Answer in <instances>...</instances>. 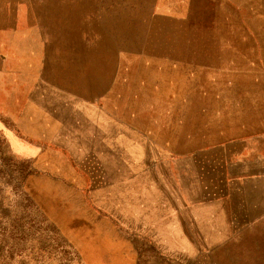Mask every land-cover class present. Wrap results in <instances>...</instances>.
Wrapping results in <instances>:
<instances>
[{
	"label": "crops",
	"instance_id": "crops-1",
	"mask_svg": "<svg viewBox=\"0 0 264 264\" xmlns=\"http://www.w3.org/2000/svg\"><path fill=\"white\" fill-rule=\"evenodd\" d=\"M209 2L0 4L17 152L149 264H264V0Z\"/></svg>",
	"mask_w": 264,
	"mask_h": 264
},
{
	"label": "rangeland",
	"instance_id": "rangeland-1",
	"mask_svg": "<svg viewBox=\"0 0 264 264\" xmlns=\"http://www.w3.org/2000/svg\"><path fill=\"white\" fill-rule=\"evenodd\" d=\"M1 3L6 6L10 0ZM209 4L214 29L221 10L217 0ZM4 17H10L9 8H0V20ZM178 27L185 30L187 25ZM11 91L0 89V264H149L153 250L138 243L129 248L121 235L110 231L107 219L98 223L91 217L97 208L89 186L85 202L76 200L74 187L59 181L58 169L56 178L45 176L34 158L17 152L11 115L19 106L10 103Z\"/></svg>",
	"mask_w": 264,
	"mask_h": 264
}]
</instances>
